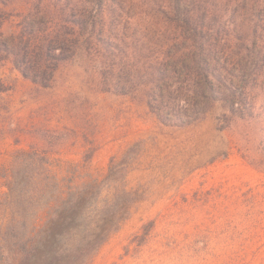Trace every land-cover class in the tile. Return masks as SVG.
I'll list each match as a JSON object with an SVG mask.
<instances>
[{
	"label": "trees",
	"instance_id": "1",
	"mask_svg": "<svg viewBox=\"0 0 264 264\" xmlns=\"http://www.w3.org/2000/svg\"><path fill=\"white\" fill-rule=\"evenodd\" d=\"M19 1L26 10L13 8ZM5 62L44 89L63 65L80 63L92 93L128 97L169 127L199 123L221 103L220 128L238 137L252 164H264V0H0ZM77 101L91 103L79 94L67 99ZM63 137L52 138V152ZM94 153L89 147L80 171L33 146L16 150L0 171V264H38L43 208L52 221L77 214L76 228L58 235L52 264H89L119 230L137 199L127 184L135 145L112 157L102 177L90 172ZM155 224L135 236L139 246Z\"/></svg>",
	"mask_w": 264,
	"mask_h": 264
},
{
	"label": "rangeland",
	"instance_id": "2",
	"mask_svg": "<svg viewBox=\"0 0 264 264\" xmlns=\"http://www.w3.org/2000/svg\"><path fill=\"white\" fill-rule=\"evenodd\" d=\"M27 7L26 1L13 6ZM16 21L5 31L15 29ZM87 80L84 65L65 64L44 89L12 63L0 64V136L15 131L9 126L5 132L6 123H19L23 136L0 139V171L11 166L17 149L32 146L62 160L64 169L80 164L85 171L84 156L94 147L90 172L102 177L112 157L121 159L135 145L127 184L136 202L89 264H264V164H252L242 155L238 137L220 128L222 104L199 123L169 127L128 97L92 93ZM71 94L91 103L69 105ZM57 134L64 137L53 153L50 141ZM46 211L38 220L46 229L38 264H52L48 260L58 235L76 228L77 214L52 221ZM152 219L156 224L139 246L135 236Z\"/></svg>",
	"mask_w": 264,
	"mask_h": 264
},
{
	"label": "crops",
	"instance_id": "3",
	"mask_svg": "<svg viewBox=\"0 0 264 264\" xmlns=\"http://www.w3.org/2000/svg\"><path fill=\"white\" fill-rule=\"evenodd\" d=\"M10 104V103H9ZM10 123H6V125L5 124H2V126H4L3 128H4V130H5V132H7L8 133V127L9 126H14V128H15V131H14V129H13V133H10V134H4V135H1L0 136V139L1 138H3V137H11V138H13L15 141H17L19 138H21V137H23L22 136V134L20 133V131H19V127H20V124L19 123H11L12 125H9ZM1 141V140H0ZM23 148V147H22ZM16 152V151H15ZM14 156V155H13Z\"/></svg>",
	"mask_w": 264,
	"mask_h": 264
}]
</instances>
